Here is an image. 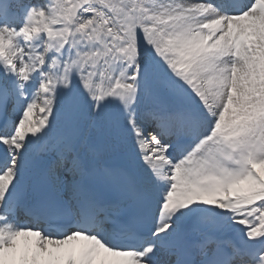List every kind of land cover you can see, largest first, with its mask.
Segmentation results:
<instances>
[{"label":"snow or ice","instance_id":"snow-or-ice-1","mask_svg":"<svg viewBox=\"0 0 264 264\" xmlns=\"http://www.w3.org/2000/svg\"><path fill=\"white\" fill-rule=\"evenodd\" d=\"M0 264H264V0H0Z\"/></svg>","mask_w":264,"mask_h":264}]
</instances>
